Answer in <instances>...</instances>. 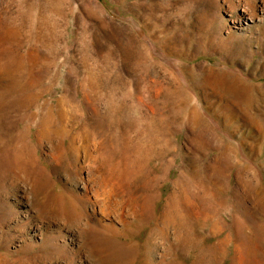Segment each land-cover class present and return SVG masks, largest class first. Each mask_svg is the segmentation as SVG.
Instances as JSON below:
<instances>
[{
    "label": "rangeland",
    "instance_id": "1",
    "mask_svg": "<svg viewBox=\"0 0 264 264\" xmlns=\"http://www.w3.org/2000/svg\"><path fill=\"white\" fill-rule=\"evenodd\" d=\"M195 261L264 264V0H0V264Z\"/></svg>",
    "mask_w": 264,
    "mask_h": 264
},
{
    "label": "bare ground",
    "instance_id": "2",
    "mask_svg": "<svg viewBox=\"0 0 264 264\" xmlns=\"http://www.w3.org/2000/svg\"><path fill=\"white\" fill-rule=\"evenodd\" d=\"M251 2H252V1H251ZM223 84H224V83H223ZM221 85H222V84H221ZM219 86H220V85H219ZM219 88H220V87H219ZM224 88H225V87H224ZM221 89H222V88H221ZM219 90H220V89H219ZM226 92H228V91H226ZM48 113H49V112H48ZM49 114H51V113H49ZM46 116H47V115H46ZM49 117H50V116H49ZM51 117H52V116H51ZM59 117H60V116H59ZM52 118H53V117H52ZM60 118H61V117H60ZM54 119H56V118H54ZM49 120H50V118H49ZM51 120H52V119H51ZM51 120H50V121H51ZM61 120H63V118H62ZM61 120H60V121H61ZM42 121H43V120H42ZM47 122H48V121H47ZM56 122H58V121H56ZM42 124H43V123H42ZM45 124H46V123H45ZM49 124H50V123H49ZM49 124H48V125H49ZM56 126L58 127L59 125L56 124ZM56 126H55V127H56ZM61 126H62V125H61ZM48 127H49V126H47V128H48ZM38 128H39V127H38ZM59 128H61V127H59ZM49 129H50V127H49ZM52 129H53V128H52ZM61 130H62V129H61ZM64 130H65V129H63V131H64ZM37 131H38V130H37ZM41 131H42V130H41ZM41 131H40L39 133H42ZM63 131H60V130H54V129H53V133H54L56 136L58 135V136H60V137H65V136H67V132L65 133V132H63ZM48 133H49V132H48ZM51 133H52V132H50V134H51ZM40 135L44 136V135H46V134L43 133V134H40ZM47 135H48V134H47ZM49 136H50V135H49ZM47 137H48V136H47ZM38 138H39V137H38ZM54 138H55V137H54ZM67 138H68V137H67ZM60 139H62V138H60ZM60 139H59V140H60ZM57 140H58V139H57ZM69 142H70V141H69ZM55 145H56V144H55ZM68 149H69V148H68ZM74 150H75V149H74ZM64 151H65V150H64ZM72 151H73V150H72ZM71 154H72V153H71ZM73 155H74V153H73ZM64 157H65V155H64ZM65 158H66V157H65ZM5 182H6V181H5ZM212 194H213V193H212ZM73 202H74V201H73ZM76 202H77V200H76ZM86 204H87V203H86ZM132 205H133V204H132ZM81 206H82V205H81ZM68 208H69L71 211H74V206H73V205H72V206L69 205ZM133 208H134V207H133ZM63 210H64V209H63ZM76 210H77V209H76ZM64 214H65V213H64ZM79 215H80V213H79L78 211H75V215H74V216H79ZM173 215H174V214H173ZM86 217H87V216H86ZM179 217H180V216H179ZM79 218H81V217H79ZM79 218H78V219H79ZM186 218H187V217H186ZM64 219H65V218H64ZM89 219H91V218H89ZM66 220H67V219H66ZM86 220H87V219H86ZM70 221H71V220H70ZM74 221H75V220H74ZM79 221H80V219H79ZM79 221H78V222H79ZM88 221H89V220H88ZM90 222H91V220H90ZM86 223H87V222H86ZM184 223H185V222H184ZM76 224H79V223H76ZM74 225H75V224H74ZM242 226H243V225H242ZM75 227H76V226H75ZM253 235H254V234H253ZM97 236H98V235H97ZM103 236H104V235H103ZM92 238H93V237H92ZM99 239H100V238H99ZM185 239H186V238H185ZM90 242H92V239H91ZM238 242H239V241H238ZM92 243H93V242H92ZM109 244H110V243H109ZM178 248H179V247H178ZM249 249H250V248H249ZM106 250H107V249H106ZM109 250H110V249H109ZM121 250H122V249H121ZM254 250H255V249H254ZM123 251H124V250H123ZM98 255H99V254H98ZM199 257H200V256H199ZM239 259H240V258H239ZM252 260H253V259H252ZM201 261H203V259L200 260V262H201ZM195 262H197V261H195ZM195 262H194V263H195ZM251 262H252V261H251ZM258 262H259V261H258ZM258 262H257V264H258ZM172 264H173V263H172ZM197 264H201V263H198V262H197ZM246 264H247V263H246ZM248 264H249V263H248ZM254 264H255V263H254Z\"/></svg>",
    "mask_w": 264,
    "mask_h": 264
}]
</instances>
